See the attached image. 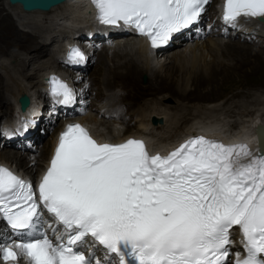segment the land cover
<instances>
[{
    "label": "snow or ice",
    "instance_id": "6c2138e0",
    "mask_svg": "<svg viewBox=\"0 0 264 264\" xmlns=\"http://www.w3.org/2000/svg\"><path fill=\"white\" fill-rule=\"evenodd\" d=\"M92 3L101 24L134 29L157 49L196 23L209 0ZM241 17L264 19V0H224L223 21L235 26ZM84 59L70 49V63ZM49 83L59 104L73 102L67 83ZM41 205L64 232L56 242L34 234L0 244L6 264L21 255L27 264H92V245L88 255L80 250L88 237L106 251L96 264H264V151L253 154L246 144L201 135L153 155L142 140L98 143L68 124L36 189L0 166V217L13 230L32 229ZM234 228L243 255L233 259Z\"/></svg>",
    "mask_w": 264,
    "mask_h": 264
},
{
    "label": "bare ground",
    "instance_id": "6f19581e",
    "mask_svg": "<svg viewBox=\"0 0 264 264\" xmlns=\"http://www.w3.org/2000/svg\"><path fill=\"white\" fill-rule=\"evenodd\" d=\"M6 3L8 4V1ZM8 6L18 10V15L22 18L23 16H31V20L19 22L30 25L32 32L30 35L19 32L14 27L10 15L6 13L8 17L5 16V19L4 16L1 17L0 25L3 26L6 33L4 38H8V36L10 38L6 42L4 41L2 47L14 46L23 51L26 49L32 50V54L28 53L25 55L24 52L23 57L19 60L20 52L15 51L16 49L13 51L8 50L12 52L10 59H8V64L4 63L6 62L4 60V62L0 63V69L3 70H0V106L2 104L9 105V103L15 104L18 99L26 96V94L38 92L39 88L42 87L43 75L49 70H58L59 52L63 39L61 38V41L56 40L57 35L69 32L71 25L80 26L78 33L84 32L86 27H91V24L84 25L91 20L90 8L84 0H64L45 11L33 10L24 12L17 4H8ZM41 15H46V19L51 23L56 18L61 19V22L54 21L55 24H53L54 28L57 25V27L59 26L62 29L58 28L56 30L53 28L51 30L48 28L49 30H47V28H44L43 24H39L38 22ZM15 16L21 19L17 15ZM68 22H70V25L67 24ZM250 23L256 28L255 30L258 34L256 37L257 41L264 45V19L250 21ZM50 40H52L51 43ZM96 41H100L101 48H99V44L98 46L96 45ZM90 43L91 50L85 53V57L92 62L95 58L99 63L96 68L95 78L92 77L90 79V76L85 77L84 70L67 71L65 77L69 85L74 89L73 96L77 103L76 106L66 110L65 114L57 113L60 126H58L56 132L54 130V135H50L49 140L45 141L44 144L37 145L35 143L33 145V148L37 149L38 152L35 154V160L31 161L29 159V152L32 149L29 151L27 148H31L32 143L38 142L42 138L40 133L42 131L46 132L44 129L48 130L50 128L49 123H55L54 114H50L55 110H52L48 106L45 107L42 104L45 102H40L38 97H31L27 105L22 107V115H31L30 117L37 121L36 124L31 125L36 131L24 140L18 141V145L23 148V151L27 152H18L20 151L19 149H11V147H16L17 143L10 144L4 139L1 140L3 137H0L2 141L0 149H3V151H0V163L12 165V162H15L13 165L16 168L26 174L32 175L31 172L34 169L42 167V163L48 159L55 144L54 137L69 120H84L90 123V126L98 136L111 137L112 141H119L130 135H149L151 137L149 138L150 144L157 146V148L161 145L169 144L175 137L189 130H198L199 127L204 129L205 126H207L206 130L211 129V127L213 129H217V127L222 128V125L217 124L219 122L215 123L216 121H211V117L207 116L208 114L202 117L204 111H208L209 113L217 111L214 105H216L215 102H217L219 95L213 92L214 87H209L205 92L197 90L203 84H212L214 86V84L218 85L219 82L229 81L225 75L239 76L238 71H242L243 69H235L246 62L242 57L243 54L255 56L254 60L258 61L260 65H264L262 51L253 49L248 45L245 46V44L242 45L236 41H230L229 38L224 39L221 35L213 32L173 42L169 49L160 54H157L156 50H149L147 44L140 37L112 40L101 35L98 38H93ZM249 45L254 46L255 44ZM219 51L222 52L220 55ZM235 58L240 59L234 62ZM24 61L25 64H23ZM100 77H102V82ZM142 77L146 80V84L143 87L137 84L138 78L141 80ZM227 83H232V81ZM115 85H119V89L121 88L122 90H125L127 86H131L134 94L141 92V90H144L149 95L167 93L166 95L163 94L159 99L162 102L165 98H171L174 103L171 107H168L170 110H175L178 106H181V110H183L182 108L185 107L183 102L190 98L212 103L214 108L200 112L197 110L198 113L189 120L186 115L177 118L176 113L173 115H168L165 112L157 113L156 110L160 108L161 104L158 105L157 109L150 111L138 106L134 111L136 114V128L133 132H127L128 127L122 130L115 126V124H123L125 121L124 116L118 112L120 104L118 99L121 93L117 89H114ZM94 89L98 93L97 95L101 94L100 92L103 90L106 93H102L100 99L97 98L99 102L91 103L88 108L83 107V105L87 104L88 97L91 101L90 95H87V97L84 96V93L88 91L90 93ZM191 90L195 92L190 93ZM125 95L130 96L129 93ZM8 97H12L11 102ZM165 108L167 109L166 106ZM9 109L13 113V105L12 107L10 105ZM49 111L50 113H47ZM113 112L116 113L115 117L111 115ZM243 113L246 114V110H243L241 114ZM44 115H51L54 121H41ZM248 116L249 118L245 119L243 124L235 131L237 137L243 135L244 138H251L252 134L249 129V123L253 119L259 118L261 122H264V118L262 117L253 118L251 115ZM150 117L156 120L155 127H147ZM43 118L45 119L46 117ZM129 121L130 119H127L125 122ZM187 121L189 123H186ZM44 122L47 123V126ZM144 131H146V134ZM212 133L219 134L220 131L216 130ZM37 157L42 158L40 159L42 162L39 163Z\"/></svg>",
    "mask_w": 264,
    "mask_h": 264
},
{
    "label": "rangeland",
    "instance_id": "374dc122",
    "mask_svg": "<svg viewBox=\"0 0 264 264\" xmlns=\"http://www.w3.org/2000/svg\"><path fill=\"white\" fill-rule=\"evenodd\" d=\"M7 0H0V18L5 16L6 13H8L11 17V21H13L12 23L14 24V27L22 33L28 34L30 35L32 32V29L30 25H25L22 24L20 22H25L26 20H31V16H23L20 17L18 15V10L13 9L12 7H9L8 4L6 3ZM15 15H17L19 18L18 19ZM8 17V16H7ZM47 16L46 15H41L39 17V24H43L44 28H47V30L49 29H53L54 28V24H55V20L54 19L51 22L48 21V19H46ZM24 20V21H23ZM1 21V20H0ZM20 21V22H19ZM51 23V24H50ZM54 23V24H53ZM70 24V22H68ZM93 21L89 20V22H86V24L84 25H89L91 24V26L93 25ZM53 24V25H52ZM52 25V26H51ZM67 25V24H66ZM50 26V27H49ZM56 28L54 29H58L57 25H55ZM49 28V29H48ZM5 30L3 28V26L0 25V63L4 62L6 64H8L10 59V56L12 54V52L10 51H18L20 52V57L19 60L21 59V57H23V53L25 52L26 54H30L31 51L30 50H19L18 48L14 47V46H10V47H5L3 48L2 45H4V41L6 42L7 40H9V36L8 38H4L5 36ZM227 39V38H224ZM230 41H236L237 43H240L242 45L245 44L248 45L249 47L256 49V50H260L263 52V56H264V45H262L261 43H255L254 46H251L249 44H246V42L240 41L238 39H229ZM52 42V40H50V43ZM49 43V44H50ZM96 45L98 46L99 44V48H101L100 46V41H96ZM48 44V45H49ZM111 44V43H109ZM113 44V43H112ZM10 50V51H8ZM7 51V52H6ZM35 52V51H34ZM163 52H159L157 54H160ZM222 52L219 51V55ZM32 54V53H31ZM24 55V56H25ZM248 54H243V58L244 60H246L245 63L242 64V66L237 67L235 70H242V71H238L239 76L235 77L233 75H225L226 78H228V80L232 83H227L229 81L226 82H219V84H214V86L209 85V84H203L202 86H200V88L197 91H201V92H205L207 91L206 89H208L209 87H214L213 92L217 95H219V97L217 98V102H215L216 105L215 108L217 109V111L214 112H208V111H204L202 114V117H205L207 114V116L211 117V121L213 120V122L222 125V130H224L225 132H231L235 129H238L240 127V125L243 124V121L247 118H249L248 115H251V117L255 118V117H262L264 118V65H260L258 63V61H255L253 55H248ZM94 58V57H93ZM240 58H235L233 61H239ZM4 60V61H3ZM13 60V59H11ZM15 61V60H13ZM23 64H25V61L23 62ZM99 63L97 60H95V58L92 61L87 60V66L84 68V75L85 77L90 76V79L92 77L95 78V73L97 72V67H98ZM27 67V66H26ZM20 68V67H18ZM1 70V69H0ZM3 71V70H1ZM100 80L102 82V77H100ZM139 82V83H138ZM137 84L141 85L142 87L146 84V80L144 77L141 78V80H137ZM102 85V84H100ZM203 87V88H202ZM117 89L119 93H121V96L119 97V113H121L124 116V120L127 121V119H130L129 122H123V127H128L127 128V132L131 131L133 132L135 130L136 127V114L134 113V111L136 110V108L138 106L143 107L145 110H155L158 108V105L161 104L157 111L158 112H165L168 115H173V114H177V118L186 115V117L192 119V116H194L195 114L198 113L197 110L202 111V110H206V109H211L214 108L212 103H208L207 101L205 102L204 100H199V99H188L187 101H184L183 103L185 104V107L182 108L183 110H181V106H178L177 108H175V110H170L168 109V107H171V105H173V100L171 98H165L164 100H161L159 98H161L164 95H166L167 93H154V94H146L144 90H141V92H136L135 94L133 93V88L131 86H127L125 88V90H122L121 88L119 89V85H115V88ZM121 92H120V91ZM127 91V92H126ZM150 91V90H149ZM89 92V91H88ZM84 93V96L90 95L91 97V101L88 97L87 99V104L86 107L88 108L89 105H91V103H97V101L99 102L98 99L101 98L102 93H106L105 90H103L102 92H100L101 94L97 95L98 93H96L95 89L91 90L90 93ZM191 92H195L193 90L190 91ZM129 93L130 96H126L125 94ZM141 93V94H140ZM37 92H32L31 94H26V96L28 97L29 95H36L37 96ZM132 94V95H131ZM96 95V96H95ZM25 97V96H24ZM9 101H12V97H8ZM98 98V99H97ZM123 104H121L122 102ZM157 101V103H155ZM160 102V103H159ZM129 103V104H128ZM208 103V104H207ZM12 107V105H14L13 103H9L8 104H2L0 106V125L2 123H4L3 121L8 120V118L10 117L8 114L12 115V111H10L9 107ZM93 106V105H92ZM95 106V104H94ZM165 106L167 107V109L165 108ZM97 107V106H96ZM12 109V108H11ZM163 109V110H162ZM174 109V108H172ZM181 110V111H180ZM243 110H246V114H241L243 112ZM249 111V112H248ZM3 112V113H2ZM49 113V112H47ZM6 114V115H5ZM51 115L53 113H50ZM135 114V115H134ZM48 116V115H44L43 117H46L45 119L42 117L41 121H50L53 120L52 116ZM246 115V116H244ZM59 116L55 115V123H49L50 124V128H48V130L44 129L46 132H41L40 134L42 135V138H40V140L38 142H34L31 144V148H27L29 149V151L33 152L31 154V152H29V159L31 161L35 160V154H37V149L33 148V145L35 143H37V145H41L44 144L45 141L49 140L50 135H54V130L56 132V130L58 129V126H60V121L58 120ZM53 120V121H54ZM152 119L151 117L149 118V124L148 127H155L154 124L151 123ZM156 123V121H155ZM160 123H162V121H160ZM186 123H189V121H187ZM185 123V125H186ZM245 123V122H244ZM44 124L47 123L44 122ZM54 126V127H52ZM225 128H224V127ZM52 127V129H51ZM56 127V128H55ZM228 129V130H227ZM36 131V130H35ZM33 131V132H35ZM11 150V149H10ZM0 151H3V149H0ZM18 152H27V151H18ZM38 162H42V158L37 157ZM12 164H15V162H12ZM37 168V166H36Z\"/></svg>",
    "mask_w": 264,
    "mask_h": 264
},
{
    "label": "water",
    "instance_id": "95a60500",
    "mask_svg": "<svg viewBox=\"0 0 264 264\" xmlns=\"http://www.w3.org/2000/svg\"><path fill=\"white\" fill-rule=\"evenodd\" d=\"M10 4L18 3L22 10H48L51 6L57 5L64 0H7ZM21 107L27 104L26 97L20 98Z\"/></svg>",
    "mask_w": 264,
    "mask_h": 264
}]
</instances>
